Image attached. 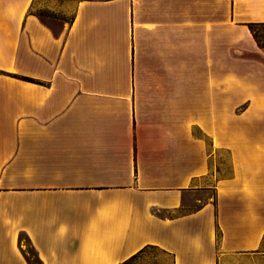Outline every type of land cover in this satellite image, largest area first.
Listing matches in <instances>:
<instances>
[{"label": "crops", "instance_id": "crops-1", "mask_svg": "<svg viewBox=\"0 0 264 264\" xmlns=\"http://www.w3.org/2000/svg\"><path fill=\"white\" fill-rule=\"evenodd\" d=\"M48 1L0 0V264H264V0Z\"/></svg>", "mask_w": 264, "mask_h": 264}, {"label": "rangeland", "instance_id": "rangeland-1", "mask_svg": "<svg viewBox=\"0 0 264 264\" xmlns=\"http://www.w3.org/2000/svg\"><path fill=\"white\" fill-rule=\"evenodd\" d=\"M38 4L40 6H51L52 7V15L49 14L47 11H43L41 9H35L34 13L38 14L40 17H42L43 19H45V21L47 23H52V29L58 33L60 31V24L59 22H56L54 19L57 17H61L62 19H66L67 21L70 20L71 18V12H73V7H69V10L67 11L66 15L62 14V16H58L57 14H59L58 12L56 13L55 10H59V9H63L64 8V3L62 2H57V1H48V0H38ZM258 36H259V41L261 44V49L264 52V26L260 27L258 29ZM189 209L195 208L194 205H192V203L189 204ZM22 240L23 243L25 245V250L27 252V255L29 258H31V261L33 264H38V261L36 259V255H35V251L33 249V247L31 246L29 240L25 237L22 236Z\"/></svg>", "mask_w": 264, "mask_h": 264}, {"label": "trees", "instance_id": "trees-1", "mask_svg": "<svg viewBox=\"0 0 264 264\" xmlns=\"http://www.w3.org/2000/svg\"><path fill=\"white\" fill-rule=\"evenodd\" d=\"M248 26H249V29H250V31H251V33H252L254 39L257 41L258 45L261 47L260 41H259V39H258V38H259V36H258V29H259L260 27H263L264 24H249ZM24 79H25V80H28V81H32L31 79H27V78H24ZM30 262H32V261H31V258H30ZM32 264H33V263H32Z\"/></svg>", "mask_w": 264, "mask_h": 264}]
</instances>
